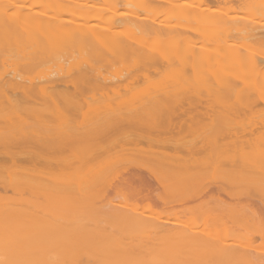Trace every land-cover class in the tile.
I'll return each mask as SVG.
<instances>
[{
	"label": "bare ground",
	"instance_id": "6f19581e",
	"mask_svg": "<svg viewBox=\"0 0 264 264\" xmlns=\"http://www.w3.org/2000/svg\"><path fill=\"white\" fill-rule=\"evenodd\" d=\"M64 1L0 0V264H264L263 227L258 228L262 245L250 241L255 242L249 230L259 227L258 216L228 205L227 215L221 205L219 212L226 215L217 214L214 221L210 210L217 206H208V197L225 193L227 185L264 197L263 115L249 128L232 126L228 119L245 110L250 115L247 108L264 104V66L259 69L264 53L243 58L238 51L253 42L264 46V27L259 32L248 19L250 24L241 27L236 17H222L211 7L234 0H201L203 8L175 4L179 0H109L105 7ZM243 1L237 0L244 11L264 17V0ZM124 6L139 12H120ZM161 14L176 22H160ZM231 36L238 41L229 42ZM129 54L135 57L131 67ZM116 60L129 70L109 78L103 72ZM243 67L254 72L249 79L244 75L247 80L236 74ZM32 71L40 77L32 80ZM209 74L211 80L196 83ZM155 76H166L165 82ZM141 80L146 93L138 99L133 92ZM88 91L102 98L92 94L96 99H83ZM131 92L137 97H129ZM202 100L210 101L208 107L203 103L208 111ZM210 107L221 110L213 116ZM222 115L229 116L232 128L215 125ZM195 118L209 121L197 122L207 128L200 137L191 132L197 128ZM184 132L197 141L183 139ZM141 144L148 148L142 163L120 167L128 177L123 184L141 191L123 194L126 200L136 197V204L142 198L152 201L167 209L164 214L150 203L153 210L140 212L90 199L121 192L110 183L119 166L110 173L104 163ZM210 172L219 179L207 185L202 178ZM153 188L164 193L153 195ZM8 190L12 194L6 196ZM233 191L234 199L239 193ZM78 195H85L89 206L74 202ZM187 200L196 203L172 209ZM188 213L193 217L187 218Z\"/></svg>",
	"mask_w": 264,
	"mask_h": 264
},
{
	"label": "rangeland",
	"instance_id": "374dc122",
	"mask_svg": "<svg viewBox=\"0 0 264 264\" xmlns=\"http://www.w3.org/2000/svg\"><path fill=\"white\" fill-rule=\"evenodd\" d=\"M89 1H90V2H89ZM106 1H107V3L109 2V0H88V1H86L85 3H86L87 5H88V3H89L90 5H98L99 7H100V4H101V5H102L101 7H105L104 5L106 4ZM128 1H129V0H128ZM149 1H150V0H149ZM152 1H153V0H152ZM152 1H151V2H152ZM163 1H167V0H163ZM163 1H162V3H163ZM179 1H180V2H179ZM179 1H178V2H175V4H179V3H181V2L183 1V2H187V3L192 4V5H193L192 7H194V8H199V7H201V6H200V2H201V0H179ZM238 1H239V0H238ZM241 1L244 3L243 0H241ZM251 1H253V0H250V2H251ZM257 1H259V0H257ZM257 1H256V2H257ZM64 2L66 3L67 1L65 0ZM153 2H154V1H153ZM153 2H152V3H153ZM242 2H239V3H238L237 0H236V1L234 0V2H232V3L230 2L229 5H228V3H227L226 6H224L225 4L223 5V3H220V4H219V8H218L217 4H216V5L214 4V6H216V7H214L213 5H212L211 7H213V9L218 10L219 13H223L222 15L219 14V16L221 15V16L223 17V15H224V17H236V18H237V22H238L239 25H241V27H242V25L245 26V24L249 23V21L247 22V20H245V19H248V20H251V23L253 22L252 24L255 26L254 28H259V29H261V30L257 29L259 32L263 31L264 28H263V30H262V27H264V17H261L262 14L259 13V12H258V13H254V14H253V13H252V14H251V13L248 14V13H247L246 11H244V9L242 8V7H243V6H242ZM251 3H254V1L251 2ZM103 4H104V5H103ZM159 4H160V2H159ZM163 4H164L163 8H165V7L169 8L168 5L165 6V3H163ZM240 4H241V5H240ZM129 6H130V5H129ZM129 6H124V8L122 7V8H121L122 11L120 10V12L128 13L127 11H129V12H131V14H134L136 8L133 7L134 5L132 6V8L129 7ZM161 6H162V5H161ZM241 6H242V7H241ZM125 8H126V9H125ZM201 8H203V6H202ZM12 11H13V10H12ZM133 11H134V12H133ZM194 11H196V10H194ZM220 11H222V12H220ZM9 12H11V11H9ZM136 12H139V11L136 10ZM11 14L14 15V14H15V11L11 12L10 15H11ZM216 14H217V13H216ZM216 14H215V16H216ZM163 15H164V14H161V16L158 17V20H159L160 22H163V23H167V24H168V20H172V18H174L173 16L171 17L170 15H169V16L166 15V14H165L164 16H163ZM257 15H261V16H257ZM66 16H68V15L65 14L64 18L67 19L68 17H66ZM69 16H71V15L69 14ZM167 16H168V17H167ZM219 16H218L217 18H219ZM165 17H167V18H165ZM255 17H256V19H255ZM71 18H72V17H71ZM159 18H160V19H159ZM169 18H171V19H169ZM213 18H216V17L213 16ZM68 19H69V18H68ZM165 19H166L167 21H165ZM240 19H241V20H240ZM163 20H164V21H163ZM173 20H174V19H173ZM173 20L171 21L172 24H173L174 21H175V20H174V21H173ZM244 20H245V21H244ZM175 22H176V21H175ZM169 23H170V22H169ZM171 23H170V24H171ZM255 23H256V24H255ZM96 24L104 27V24L102 25V24L99 23V22H97V23L95 22L93 25H96ZM249 24H250V23H249ZM253 25H252V26H253ZM256 25H257V26H256ZM105 27H106V25H105ZM195 28H197V27H195ZM97 30H99V29H97ZM100 30H101V29H100ZM258 31H257V32H258ZM98 32H99V31H98ZM100 33H101V31H100ZM79 34H80V33H79ZM98 34H99V33H98ZM75 35L77 36L78 33L75 34ZM76 36H75V37H76ZM78 36H80V35H78ZM234 37H235V38H234ZM234 37H233V36L229 37V38H228V39H229V42H233V40H237V39H236L237 37H236V36H234ZM231 40H232V41H231ZM237 41H238V40H237ZM155 42H156V41L152 42V40H151L149 43L152 44L154 47H156L157 42H156V43H155ZM150 44H148V45H150ZM154 44H155V45H154ZM251 44H252V45H251ZM251 44H250L251 46H250V47L248 46V47H247L248 49L245 48L244 51H243L242 47H241V49L239 48L240 50L238 49V51H239V53H240V56L243 55V58H245L244 55H245V56H246V55H247V56H249V55H253L255 58H258L257 54H260L261 52L264 53V46L261 45V46H262V47H261L260 44H258V43H256V42H253V43H251ZM148 45H147V48H148V49H153V48H154V47L152 48V46H148ZM174 47H175V45H174ZM243 48H244V47H243ZM113 49H114L116 52L118 51V49L116 50V47L113 48ZM111 50H112V49H111ZM114 50H113V51H114ZM245 50H247V52H245ZM240 51H241V52H240ZM129 55H130V56L127 55V56H125V57H128V61H129L130 57L132 56V58L130 59V60H132V61H129V62H131V63L127 62L128 65H129L128 67H131V65L133 64V59H134L135 57H134V55H132V54H129ZM123 56H124V55H123ZM247 56H246V57H247ZM133 57H134V58H133ZM123 59H124V57H123ZM119 60H121V59H119ZM119 60H116V63L113 62V65H110V67L107 68V69L110 70V72H109V70L106 69L107 71L105 70V71L103 72V74L105 73L107 77H109V76L114 77V75H115L116 77H120L119 75H121V76L124 75V76H125L126 73H127L128 70H129V68L125 65L126 68H127V70H124V69H126V68H125V67H124V69L122 68V66H121L122 64L120 65V62H121V61H119ZM134 60H135V59H134ZM118 61H119V63H118ZM122 61H123L122 63L126 64V62H124V61H126L125 59L122 60ZM262 63H263V64H262ZM111 64H112V63H111ZM118 64H119V65H118ZM124 64H123V66H124ZM224 64H225V63H224ZM224 64H223V66H224ZM257 64H259V63H257ZM261 64H262V65L259 66V69L262 68V67L264 66V61L261 62ZM115 65H118L120 68L117 67V66L115 67ZM225 65H226V64H225ZM226 66H227V65H226ZM110 68H111V69H110ZM118 68H119V70H117ZM245 68H246V67H245ZM245 68L243 67L244 70L239 69L240 71H237V70H236V71H237V72H236L237 75H239V73H240V75H243V76L239 77L240 79H242V77H244V75H245V77L247 76L248 79H249V75L251 76V75H253V73H254L253 71H251V70H252V69H250L251 67H249V70H250L249 72H250V74H248V70H247L248 68H247V69H245ZM131 69H132V68H131ZM131 69H130V71H131ZM171 69H172V68H171ZM120 70H123V71L121 72ZM172 70H173V69H172ZM114 71H115V72H114ZM117 71H118V72H117ZM106 72H107V73H106ZM111 72H112L113 74H111ZM165 72H166V70H165ZM170 72H171V70H170ZM173 72L175 73L176 71L174 70ZM173 72L170 73V74L173 75ZM33 73H34V74H33ZM45 73H48V72L46 71ZM108 73H109V75H108ZM166 73H168L167 77H170L169 72H166ZM206 73H207V72H206ZM241 73H242V74H241ZM243 73H244V74H243ZM245 73H247V75H246ZM29 74H30V77H31V76H33V77L36 76V78H37V75H38L36 71H32V73L30 72ZM31 74H32V75H31ZM35 74H36V75H35ZM164 74H165V73H164ZM204 74H205V73H204ZM153 75H154V74H153ZM202 75H203V74H202ZM202 75L199 76V77L201 78V80H197L198 82H196V83H199V84L203 83V84H204V83H206V81L208 82V80H211V78H210V74H209V78H210V79H209L208 77H205V76H207V75H204L203 78H202ZM38 76H39V75H38ZM156 76H157V75H156ZM156 76H155V79H157ZM30 77H28V78H30ZM33 77H31L32 80L34 79ZM39 77H40V76H39ZM39 77H38V78H39ZM163 77H164V76H163ZM163 77L161 76L159 79H157V81H158V80H161V82H162V81L165 82L164 80L166 79V76L164 77V78H165L164 80H162ZM171 77H172V76H171ZM199 77H198V79H199ZM204 77H205V78H204ZM245 77H244V78H245ZM31 78H30V79H31ZM36 78H35V79H36ZM109 78H111V77H109ZM152 78H153V77H152ZM169 79H170V78H169ZM205 79H206V80H205ZM203 80H204V82H203ZM245 80H247V78H245ZM34 81H35V80H34ZM154 81H156V80H154ZM157 81H156V83H157ZM166 81H167V80H166ZM142 82H143V81L141 80V82H139L138 85L136 84L134 90L138 89V91L136 90L137 92H136V91L133 92V93H135V94L137 93V94H136L137 96L139 95V96H138V99H139V98H142V97H140V96H141V95L144 93V91L146 90V89H145L146 86H145V85L143 86V85H142ZM203 84H201V85H203ZM240 85H241V83H239V86H240ZM138 86H140V87H138ZM144 87H145V88H144ZM144 89H145V90H144ZM69 91L71 92V89H69ZM84 92H85V91H84ZM84 92H83V93H84ZM90 93H91V94H90ZM131 93H132V92H131ZM133 93L130 94L131 96L129 95V97H131V98H133V96L135 97L136 95H134ZM138 93H139V94H138ZM140 93H141V94H140ZM145 93H146V91H145ZM145 93L143 94V96L145 95ZM88 94H89V95H88ZM92 94H93V95H96L97 93L94 94L93 92L88 91L87 93H84V95L82 94L83 97H84L83 99L86 98V100L89 99L88 101H90V100H91V99H90L91 96L93 97L92 99H94V97H95V99H96V96L98 97V99H101V98H102L100 95L98 96V94H97L96 96H93ZM86 95H88V96H86ZM124 95H125V93H124ZM125 96L127 97V95H125ZM137 96H136V97H137ZM241 96H242V95H241ZM126 97H125V98H126ZM136 97H135V98H136ZM81 98H82V96H81ZM127 98H128V97H127ZM254 98H256V96H254ZM129 99H130V98H129ZM234 99H235V98H234ZM202 101H203V100H202ZM202 101H201V102H202ZM204 101H205V100H204ZM204 101L202 102V104H201L202 106H201V107L204 106V105H203ZM231 101H233V99H232ZM235 101H236V100H235ZM207 102H208V101H207ZM207 102H206V103H207ZM233 102H234V101H233ZM206 103H204V104H206ZM209 103H210V101L208 102V105H209ZM229 103H231V102L229 101ZM229 103H228V104H229ZM259 103H260V104H257V105H259V106H255V105H254V106H255L254 109H253V107H252V109H250L251 107H250V108H247V110H248V109L251 110V113H252V114L249 115V113H247L246 110H245V112H244V110H240V111H243V112L245 113V115H243V114L240 115V113H241V112H240V113H239V116H237L238 118H237V119H234L235 121L232 119L233 117H231V116H230L231 118H228L229 116H228V117H225V116L222 115L223 117H220V118L218 119V121H217V120L215 121V123H216L215 125H216V126H219L220 128H222L221 123H223V127H224V128H226V127H230V128H232V126H234V125H235V126H241V128H244V127H246V126H247V128H249V127H250L249 125H251V124H252L253 122H255V121H256L255 123H258V122L261 123V121H263V122H262V127L264 128V126H263V124H264V118H263V117H264V104H262L261 101H260ZM198 105L200 106V103H199ZM198 105H196V106H198ZM206 105H207V104H206ZM208 105H207V107H208ZM217 105H218V104H217ZM231 105H232V104H231ZM233 105H234V104H233ZM199 106H198V110H199ZM210 106H211V105H210ZM212 106H214V105H212ZM204 107H205V106H204ZM204 107H203V108H204ZM210 108H211V109H210V112H211V110H213V109H212L213 107H210ZM216 108H217V107H216ZM218 108H219V106H218ZM196 109H197V108H196ZM196 109H195V110H196ZM200 109H201V108H200ZM206 109H208V108L205 107V110H206ZM198 110H197V111H198ZM215 110H216V109L214 108V110L211 112V115H213V114L215 115L216 113H213V112H218L219 110H221V108H220L219 110L217 109L218 111H215ZM249 110H248V112H249ZM199 111H200V110H199ZM201 111H204V110H201ZM206 111H208V110H206ZM256 111H258V113H257ZM212 113H213V114H212ZM247 114H248V116H247V118H245ZM253 114H255V115L253 116ZM208 115H209V113H208ZM214 115H213V116H214ZM262 115H263V116H262ZM256 116H257V117H256ZM260 116H262V118H261ZM259 117L261 118V121H259V120H260ZM227 118L229 119V121H232V123H233L232 126H231L230 122L227 121V120H228ZM252 118H254L255 120L253 121ZM256 118L258 119V121H257ZM64 119H65V118H64ZM198 119H199V118H197V120H196V118H195V120H194V122H195L196 124H197V122L200 123L199 121H200L201 119H199V120H198ZM205 119H206V118H205ZM216 119H217V118H216ZM226 119H227V120H226ZM238 119H239L240 123L238 122ZM248 119H250V120H248ZM61 120H63V119H61ZM203 120H204V119H203ZM219 120H220V121H219ZM222 120H223V121H222ZM64 121H65V120H64ZM64 121H62V122H64ZM233 121H234V122H233ZM246 121H247V122H246ZM250 121H251V122H250ZM203 122H207V123H208L209 121L204 120ZM203 122H202V120H201V123H203ZM217 122H221V123H220V124H217ZM195 123H193V125H194ZM225 123H226V125H224ZM238 123H239V124H238ZM196 124H195V125H196ZM253 124H254V123H253ZM195 125H194V127H195ZM197 125H198V124H197ZM197 125H196L197 128H194V127H193L196 131H195V130L191 131V129L189 130V131H191L192 133H194L195 135L198 134V133L201 134V132H204V130H205V128H204L203 126H201L202 124H201V125L199 124L198 126H197ZM199 126H200L201 128H200ZM242 126H243V127H242ZM248 126H249V127H248ZM257 126L260 127L261 125H260V124H259V125L257 124ZM203 128H204V129H203ZM197 129H199V130H197ZM201 129H202V130H201ZM206 130H207V128H206ZM206 130H205V131H206ZM191 132H189V134H190ZM196 132H197V133H196ZM192 133H191V135H192ZM185 134H186V133L184 132V134L182 133L183 136H182V135H181V136L183 137V139H185V140L187 139L188 141H189L190 138L193 137L192 140H194V138L196 137L195 135L192 136V137H190L191 135L189 136L188 132H187V135H185ZM200 134H198L199 137H200ZM187 136H188L189 139L187 138ZM182 137H181V138H182ZM185 137H186V138H185ZM199 139H200V138H199ZM101 141H102V140H101ZM101 141L99 142L100 145H101V143H102ZM183 141H184V140H183ZM190 141H191V140H190ZM196 141H197V140H196V138H195V142H196ZM106 143H107V141H106ZM186 143H188V142H186ZM104 144H105V141H104ZM104 144H103V145H104ZM107 144H108V143H107ZM107 144H106V145H107ZM104 146H105V145H104ZM139 146H140V148L137 147V149H136L137 151H135V152H133V151H129V152H130V153H129V152L127 151V154L125 153V154H123V155H117L118 157L116 156V158H115V156H114L112 159L110 158V159H111L110 161H108V160L106 159V160H107V161H105L106 164L104 163L106 170L108 169L109 172L111 173V170H115V168H116V170H118L121 166H122V168H123V167H124L123 164H125L127 167H129L128 165L131 164L129 168H132V166H133L135 163H136V165L139 164L140 162L142 163V161H143V159H144V157H145V153H144V151L146 152V150H147L148 148H147V146H146L145 144H141V145H139ZM143 146H144V147H143ZM141 147H143V149H142ZM144 148H145V149H144ZM138 149H139V150H138ZM134 150H135V149H134ZM131 152L134 153V154H131ZM146 153H148V150H147ZM67 154H68V153H67ZM129 154H131V155L128 156ZM119 156H120L121 159L119 158ZM121 156H122V157H121ZM127 156H128V157H127ZM123 157H124V158H123ZM113 159H114V160L117 159V160L114 161ZM118 159H119V160H118ZM124 159H125V160H124ZM112 160H113V161H112ZM131 160H132V161H131ZM139 160H140V161H139ZM141 160H142V161H141ZM123 161H124V163H123ZM138 161H139V162H138ZM107 164H108V166L110 165V166H109L110 169H109V167L107 166ZM121 164H122V165H121ZM104 165H103L102 167H104ZM112 165H113V167H112ZM115 165H118L119 168H117L118 166L116 167ZM112 168H114V169H112ZM122 168H120L121 171H120V169H119L120 173H119V171H118V172H117V171H114V175L112 176L113 173L111 174V177H113V179L111 178V180H110V181L115 180V181L110 182V183L113 185L112 188H114V186L116 187V190H115V191H118V190L121 191V192H119V194H114V193H112V192H109L110 194L106 195L108 198H107V197L105 198V196H102V198H103V197L105 198V201H104V198H103V200H101L102 198H100V200H99V198H97L96 195H95V196H90V199H91V198H92V200L94 199V200H95V203H97V202H101V205H103V206H105L106 204L108 205V203L111 202V204H114V205H123V206H125V207L127 206V207L132 208V209L134 208V210H136V211H138V210L141 209L140 212H142L143 210H144V211L147 210V208H149L150 204H151V206H152L154 203H153L152 201H150V202L147 203V202L145 201L146 199H143V198H142V201H143V202L140 201L141 199L139 200V198L141 197V195H138L139 197L137 196V199L139 200V202H137L138 204L135 203V201H137V200H136V197H135V201H134V198H133V200H132V197H133V196H132L131 198L129 197V200H128V199L126 200V198H128L126 195L132 193L134 190H133V191H130V190H129L130 188L128 189V187H127L126 185H124L123 182L121 181V180L124 181L125 178H126V179L128 178V177H126L125 174L123 173ZM133 168H134V167H133ZM107 172H108V171H107ZM122 173H123V174H122ZM58 174H60L59 171H57V173L55 174V177H56ZM61 174L64 176L65 173H61ZM210 174H212V176H210ZM214 175H215V176H214ZM60 176H61V175H60ZM116 176H117V177H116ZM216 176H217V177H216ZM58 177H59V175H58ZM146 177H147V176H146ZM204 178H205L206 180H205ZM210 178H211V180H210ZM215 178H216V179H215ZM217 178L219 179V175H218V174H216L215 172H214V174H213L212 172H210V173H209V176H208V174H207L206 176L204 175L202 179H204L203 181H205V182L208 183V184H207V183L204 182L205 184L209 185V183H212V184H213L214 182H216V181L218 180ZM209 180H210V181H209ZM214 180H215V181H214ZM204 183H203V184H204ZM114 184H115V185H114ZM129 186H130V185H129ZM230 186H231V185H230ZM122 187H123V188H122ZM125 187H126L127 189H126ZM155 187H156V186H155ZM231 187L234 188L235 186L232 185ZM238 187H239V186H237L236 189H237ZM242 187H244V186H242ZM157 188H158V187H156V189H157ZM226 188H228L227 191H226L225 189H224L225 193H223V191H222V193H221V191H220L219 194H221V195L218 194L219 196H218V195H217V196L214 195V194H215V193H214L213 196H214L215 198L213 197V199H212V198L210 199V196H209V195H208L209 197L207 196V197H208V203H209V204L207 203L208 206L210 205L211 208H212L213 206H217V207L214 208V211H213V208L210 210V212H211V216H212V219L215 221V220H216L215 217L219 216L220 213H221V212H219L220 209H218V206H219V208H221V207L224 208V205H225L224 212H226L227 215H228V212H230L231 209L234 210V208H235V210L238 208V209H239V210H238L239 212L244 211L245 209H247V210L249 209V212H250V211H253V213H255V214H253V213L251 212L250 214H252V216H253V215H257V216H258V217L256 216L257 218H259V219H260V217L263 218V219H261L262 221L256 218V219H257L259 222H261V223H259V222H257V221L254 222V223H259V224H261L262 226H260V225L258 224V225H256V227H257V226H259V227L254 228L255 224H254V226L251 224V225L253 226V229H254V230H252L253 233H251L252 231H250V230H249V232H250V235H251V234L254 235V237H253V235H252L251 237H253V239H255V242L252 241V239L250 238L249 235H248V236H249V238H250V241L253 243V245H254V243H256V245L259 244V243H260V241H259V240H260V239H259V238H260V234H259L260 231H258V230H260L262 227H263L262 230L264 229V212H263V211H264V203H263V202H264V197H263L262 195H260V194L258 195L259 192H257V194H256V192L254 191V192H253V196H254V198H253L252 196H249V195H251V192H252V191L250 190L251 192H249V191L247 192L246 188L244 189V188H241V187H240L242 190L239 189V192H238V190L236 191V189L234 190V189H232V188H229V185H227ZM125 189H126V190H125ZM132 189H133V188H131V190H132ZM153 189H154L153 191L156 192V189H155V188H153ZM158 189H159V188H158ZM231 189H232V190H231ZM136 190H137V189H136ZM136 190H135V192H133V194L136 193ZM229 190H231L230 193H231L233 190H234L235 192H238V193H239V196H237V195H238V193H237V194H236L237 197H235V198L233 199L235 193H234V194H233V193L230 194V193H229ZM109 191H111V190H109ZM115 191H113V192H115ZM137 191H139V190H137ZM140 191H141V190H140ZM140 191H139V192H140ZM157 191H158V192H156V193L153 192V195H155V194L157 195V194H158V195L160 196L161 193H164V192H162L161 190H160V192H159V190H157ZM190 191H191V190H190ZM234 191H233V192H234ZM241 191H243V193H241ZM244 191H245V193H244ZM257 191H258V190H257ZM123 192H127L128 194H127V193H124V194H123ZM139 192H138V193H139ZM143 192H144V191H143ZM143 192L140 193V194H143ZM226 192L229 193V195L226 194ZM120 193H121V195H120ZM217 193H218V192H217ZM217 193H216V194H217ZM247 193H249V194L246 195ZM254 193L256 194V197H255V194H254ZM260 193H261V192H260ZM0 194H1V195H4V192L0 190ZM11 194H12L11 191H9V190L6 191V196H9V195H11ZM112 194H113V195H112ZM125 194H126V195H125ZM136 194H137V193H136ZM167 194H168V193L163 194V196L166 198L167 196H169V194H168V195H167ZM244 194H245L246 196H244ZM261 194H262V193H261ZM82 195H83V194H82ZM123 195H125V196L123 197ZM131 195H132V194H130V195H128V196H131ZM153 195H152V196H153ZM165 195H167V196H165ZM257 195H258L259 198H257ZM79 196H80V195H78V196L75 197L74 202H79L80 204H81V202H82V203L84 202L83 204H85V205H82V206H83V207L86 206V204H88V203L85 201V199L83 200V197L85 198L86 196H85V195H84L83 197L81 196V198H79ZM134 196H136V195H134ZM142 196H143V195H142ZM161 196H162V194H161ZM225 196H227L228 198L225 197ZM231 196H232V197H231ZM77 197H78V198H77ZM98 197H101V196H98ZM109 197H110V199H109ZM169 197H170V196H169ZM171 197H172V196H171ZM211 197H212V196H211ZM229 197H230V198H229ZM239 197H240V198H239ZM246 197L249 198L250 201H249V200H245V199H247ZM88 198H89V197H88ZM88 198H87V199H88ZM95 198H96V199H95ZM123 198H124V199H123ZM151 198H152V197H151ZM167 198H168V197H167ZM203 198H204V197H203ZM250 198H251V199H250ZM260 198H261V199H260ZM87 199H86V200H87ZM90 199H89V202H91ZM209 199H210V200H209ZM217 199L222 200V202H220V201L217 200ZM259 199H260V200H259ZM94 200H93V201H94ZM107 200H108V201H107ZM147 200H148V199H147ZM190 200H191V199H190ZM205 200H207V198H206ZM205 200L203 201V203H204V202H205V203L207 202V201H205ZM131 201H132V202H131ZM262 201H263V202H262ZM187 202H190V201L187 200ZM194 202L196 203V201H193V200H192L190 203H186V202L183 203V201H182V205H181L180 202H176V203L172 204V205H173L172 209H175L174 207H176V210H180V207L182 206V207H181V210H183V209H184V206H185V210H186L187 208L192 207V205H193L192 203H194ZM250 202H251V203H250ZM260 202H261V203H260ZM149 203H150V204H149ZM195 203H194V204H195ZM205 203H204V204H205ZM244 203H246V204H247V203H250L251 206H248V204H247V206L242 205V204H244ZM148 204H149V205H148ZM157 204H158V203H157ZM185 204H186V205H185ZM188 204H190V205L192 204V205H191V206H188ZM207 204H206V205H207ZM246 204H245V205H246ZM90 205H92V204H90ZM96 205H97V204H96ZM101 205H100V206H101ZM109 205H110V203H109ZM146 205H148V207H147ZM175 205H176V206H175ZM183 205H184V206H183ZM221 205H223V206H221ZM227 205H228V206H227ZM236 205H237V206H236ZM241 205H242L243 210H242V208H240ZM88 206H89V204H88ZM94 206H95V205H94ZM97 206H98V205H97ZM138 206H140V208H139ZM220 206H221V207H220ZM226 206H227L228 209H229V207L231 208L230 210H228V212L226 211V210H227ZM137 207H138V208H137ZM156 207H157V208H156ZM178 207H179V208H178ZM249 207H250V208H249ZM152 208H153L155 211L158 210L159 212H161L160 214H164V212L167 210V209H164V208H162V207H161V208H162V210H161V208L159 209L158 205H155V204H154V207H152ZM149 209H151V207H150ZM153 209H151V210H153ZM240 209H241V210H240ZM251 209H252V210H251ZM188 210H189V209H188ZM215 210H216V211H215ZM221 210H222V209H221ZM222 211H223V210H222ZM238 211H237V212H238ZM254 211H255V212H254ZM256 211H257V214H256ZM150 212H151V211H150ZM150 212H149V211H146L145 213H146V214H150ZM159 212H158V213H159ZM224 212H222L221 215H223V216L226 215V213H224ZM239 212H238V213H239ZM261 212H262V215L260 214ZM166 213H167V212H166ZM223 213H224V214H223ZM234 213H235V215H236V212H234ZM234 213H233V214H234ZM241 213H242V212H241ZM244 213H246V212H244ZM244 213H243V214H244ZM209 214H210V213H209ZM217 214H219V215H217ZM239 214H240V213H239ZM239 214H238V215H239ZM259 214H260V215H259ZM186 215H188V217L186 216L187 218L193 217L191 213H190V214L188 213V214H186ZM229 215H230V214H229ZM231 215H232V214H231ZM240 215H241V214H240ZM246 215H249L248 211H247ZM163 216H164V215H163ZM209 216H210V215H209ZM211 216H210V217H211ZM252 216H251V217H252ZM210 217H209V218H210ZM254 217H255V216H254ZM254 217H252V219H253ZM166 218H167V217H164L163 220H165ZM171 219H172V218H171ZM210 219H211V218H210ZM209 221H210V220H209ZM260 227H261V228H260ZM251 228H252V227H251ZM258 228H260V229H258ZM263 231H264V230H263ZM247 234H248V233H247ZM248 236H247V238H248ZM245 240H246V238H245ZM256 240H257V241H256ZM246 241H249V240L247 239ZM249 243H250V242H249ZM249 243H248V244H249ZM260 244H261V243H260ZM249 245H250V244H249ZM256 245H255V246H256ZM261 245H262V244H261ZM255 246H253V247H255ZM258 246H260V245H258ZM258 246H257V248H259L258 250H261L260 247H258ZM250 247H251V246H250ZM253 247H252V248H253ZM257 248H255V250H256ZM261 248H262V247H261ZM251 250H252V252H253V249L250 248V252H251ZM262 250H263V248H262ZM259 253H261V252L259 251Z\"/></svg>",
	"mask_w": 264,
	"mask_h": 264
}]
</instances>
